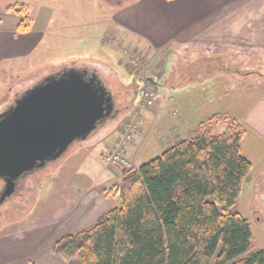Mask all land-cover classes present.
<instances>
[{
    "label": "rangeland",
    "instance_id": "obj_1",
    "mask_svg": "<svg viewBox=\"0 0 264 264\" xmlns=\"http://www.w3.org/2000/svg\"><path fill=\"white\" fill-rule=\"evenodd\" d=\"M136 1L0 0V29L11 26L8 19L17 17L8 13V8L25 6L35 22L44 11H51L47 33L54 37L52 45L51 39H45L22 70L15 68L3 77L0 113L47 76L79 68V60L93 61L95 68H86L90 72L98 74V69L107 76L112 74L107 80L116 93L118 114L85 143L114 125L118 140L107 153L123 150L132 165L131 169L105 165L98 148L82 151L84 143H76L60 160L27 176L22 194L17 193L11 203L0 207V264H48L53 242L62 234L61 214L70 199L85 196L98 201L103 197L109 211L119 208L117 189L126 173L157 158L177 142L192 138L197 129L220 135L233 122L240 123L246 131L243 155L253 169L242 183L241 196L232 212L252 224L251 253L264 250V0H246L241 10L233 12L227 23L234 22V28L241 29L222 45L217 38L209 40L202 27L184 28L185 24L179 21L183 14L181 4L162 7L143 1L137 10L140 33L125 31L121 24H108L115 11L116 15L123 13ZM189 1L192 11L207 5V0ZM204 10L207 8L195 14ZM192 18L183 21L190 22ZM221 28L217 26L213 31ZM56 37H85L83 42L94 37V41L90 50L85 52V46L82 52L81 47L76 50L70 41ZM135 37H141L143 42L138 43ZM148 37H156V41L151 38V42ZM171 37L175 39L169 46L161 47V40ZM111 38L121 43L113 44ZM137 44L140 50L134 51ZM178 44H187L184 51L177 50ZM128 61L131 72L126 66ZM227 64L235 74L227 76ZM145 76L158 77L163 84L151 85L159 102L146 110L139 109L137 103L139 82ZM128 123H136L140 132L143 128L141 139L140 132L130 141L120 138ZM140 143V152L133 160L138 149L133 154L129 150Z\"/></svg>",
    "mask_w": 264,
    "mask_h": 264
},
{
    "label": "trees",
    "instance_id": "obj_2",
    "mask_svg": "<svg viewBox=\"0 0 264 264\" xmlns=\"http://www.w3.org/2000/svg\"><path fill=\"white\" fill-rule=\"evenodd\" d=\"M7 12L21 18L18 34L31 30L27 7ZM245 138L235 122L220 135L197 129L126 173L120 207L61 239L53 255L66 264H264V250L251 253L252 224L232 212L253 169L243 155Z\"/></svg>",
    "mask_w": 264,
    "mask_h": 264
},
{
    "label": "water",
    "instance_id": "obj_3",
    "mask_svg": "<svg viewBox=\"0 0 264 264\" xmlns=\"http://www.w3.org/2000/svg\"><path fill=\"white\" fill-rule=\"evenodd\" d=\"M157 86L161 84L154 83ZM116 95L97 72L71 67L28 88L0 113L2 199L23 178L57 162L115 119Z\"/></svg>",
    "mask_w": 264,
    "mask_h": 264
},
{
    "label": "crops",
    "instance_id": "obj_4",
    "mask_svg": "<svg viewBox=\"0 0 264 264\" xmlns=\"http://www.w3.org/2000/svg\"><path fill=\"white\" fill-rule=\"evenodd\" d=\"M137 1L134 3V5H129L130 6L129 8L126 7L127 9L126 8L123 9L121 11L123 13L116 15V11H115V13L112 16L111 22H109L108 24L110 23H113L114 25L121 24V27L125 31L128 30L134 33L137 32L140 33L139 30H141L142 28L138 27L141 25V22L137 21L139 19L138 18L139 12H137V10H138V6H140L142 2L145 0H140L138 2ZM195 1L197 0H193V3ZM244 1L246 0H207L206 1L207 5L206 7H204L207 8V10H204L203 12L199 13V15H196L195 13L198 10L204 8L200 7L195 11L190 10L191 4L189 0H176L174 2H167L165 0H149L148 2H151V4L162 7L181 4L179 9H183V14L179 16L180 18L179 21L181 22L180 24H185L184 28L202 27L203 31L205 32V35H207L206 37L209 40L217 38L218 40H220L222 45L227 42V38L232 40L234 38L232 37V35L234 34L238 35V32L240 31L241 28L239 29L234 28L235 27L234 22L227 23V20L233 15L234 11L238 12L239 10H241L242 6L244 5L243 4ZM128 9H130V11H128ZM44 12L45 13L39 16L38 22H35L32 18L33 21L32 28L26 34L17 33V28L21 20V18L18 17L17 15L16 18L13 16L8 19L9 22H12L11 26H9L8 28L0 29V85L3 82V77L8 76L7 75L8 73H12V71L15 68L22 70L26 66V63L29 62L34 57L35 53L39 51L46 38L51 39L50 45H52V43L54 42V37L51 36L49 37L50 33L49 32L47 33V31H49V26L51 25L50 22L51 11L49 10ZM189 17H193L192 19H190L191 20L190 22L183 21V20H188ZM176 24L178 25L179 23L177 22ZM114 25L113 28H115ZM217 26H222L221 30L213 31V29ZM200 31L202 32V29ZM113 33L114 31L113 32L110 31L109 34H111V37H115ZM47 34L48 37L46 36ZM56 38L64 39V41L67 42L70 41L69 43L70 46L73 45V47H75L76 50L77 48L81 47L82 52L85 46L87 47L86 49H84L85 52H87L86 51L87 49L90 50L89 47L90 45L91 46L93 45V41H94V37L86 38L85 42H83V39L85 37H56ZM151 38H154L156 41V37H148L149 41L152 42ZM111 39L113 44L118 42L121 43L120 40L118 41L116 40V38H111ZM173 39L175 38L171 37L164 41L161 40L160 42L162 44L161 47L169 46V44L172 42ZM135 41H137L140 44L143 42L141 40V37H135ZM139 45L137 44L133 48L134 51L140 50ZM185 46L180 44L179 46H177V50L179 49L180 51L182 50L184 51ZM132 53L133 51L131 52V54ZM92 62L93 61L87 62L85 60H79L78 61L79 64L77 65L81 67L95 68L92 66ZM222 63L224 62L222 61ZM129 65L130 62L129 61L126 62V66L128 67ZM227 65L228 66L224 68L227 76L228 75L231 76L232 74H235L233 70L229 68L230 67L229 64ZM96 70L105 80H107V78H110V76L112 77L111 72L110 75L107 76L103 74L100 70L98 69ZM128 71L131 72L129 70V67H128ZM1 98H3V95L0 96V99ZM160 106H162V104ZM113 126H108L104 128L102 131H100V133L96 137L92 138L91 141H89L88 143H84L82 147V151L88 150L90 148L93 149L98 148L99 150L98 155L101 160L102 156L108 151H110L114 146V144L116 143V141L118 140V131L116 128L113 130ZM141 132L143 133V128ZM141 132L139 134L140 139L143 136ZM140 146L141 143L139 145L137 144L136 147L130 148L129 154H133L134 150L138 149L137 152L135 150L136 154L135 153L133 154L132 157L133 160L135 159V157H137L138 153L140 152V148H141ZM103 202H105L103 197L98 201H95L93 199L87 200L85 196L83 197L77 196V198L73 197V199H70L65 210L61 214V216L63 217V223L61 225L62 234H60L61 236L58 234V236H56L58 239H56L53 242L55 244L52 246L50 250L51 254H49L50 256H52V259H48L47 261L48 264H66L61 258L52 255V249L54 248L56 243L59 242L64 237L75 235L84 230H87L92 226H94L98 221H100L104 217V215H106L109 211L107 208V204ZM95 219L97 220L95 221ZM43 264H46V262Z\"/></svg>",
    "mask_w": 264,
    "mask_h": 264
},
{
    "label": "built area",
    "instance_id": "obj_5",
    "mask_svg": "<svg viewBox=\"0 0 264 264\" xmlns=\"http://www.w3.org/2000/svg\"><path fill=\"white\" fill-rule=\"evenodd\" d=\"M149 77H151V80L154 83L156 84L159 83L158 77H155V76L154 77L149 76ZM137 95H138L137 103H139L140 105L139 109L146 110V109L152 108L159 102V97L155 93V91L151 88V83L149 81L148 76L147 77L145 76L144 80L139 82V91ZM130 124L131 123H128L120 134V138L121 137L125 138L126 139L125 141L132 140L135 134L137 132H140V128L138 127L136 123L133 125H130ZM102 162L105 165H108L111 167H120L123 169L132 168L131 163L128 161V159L124 157L123 150H118L117 152L109 153V154L106 153L102 157Z\"/></svg>",
    "mask_w": 264,
    "mask_h": 264
},
{
    "label": "flooded vegetation",
    "instance_id": "obj_6",
    "mask_svg": "<svg viewBox=\"0 0 264 264\" xmlns=\"http://www.w3.org/2000/svg\"><path fill=\"white\" fill-rule=\"evenodd\" d=\"M79 68H83V67H79ZM28 177H25L23 178L22 180H20L18 183H17V186H16V189H15V192L8 198L6 199H2V196L3 194L5 193V188H6V184L0 180V207H3L4 205L8 204V203H11V201L13 200V198L17 195V193L22 194L20 193L21 191H23L24 189V185H22L24 183V181L26 180L27 181ZM26 189V188H25Z\"/></svg>",
    "mask_w": 264,
    "mask_h": 264
}]
</instances>
